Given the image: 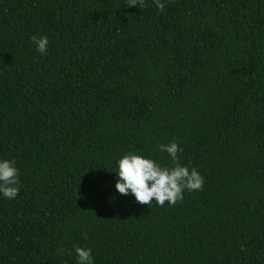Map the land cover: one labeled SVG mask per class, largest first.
Instances as JSON below:
<instances>
[{
	"label": "trees",
	"instance_id": "obj_1",
	"mask_svg": "<svg viewBox=\"0 0 264 264\" xmlns=\"http://www.w3.org/2000/svg\"><path fill=\"white\" fill-rule=\"evenodd\" d=\"M161 3L0 0V160L21 182L0 193V264H77L76 247L94 264H264V0ZM173 141L202 191L118 193L119 159L173 167Z\"/></svg>",
	"mask_w": 264,
	"mask_h": 264
},
{
	"label": "clouds",
	"instance_id": "obj_2",
	"mask_svg": "<svg viewBox=\"0 0 264 264\" xmlns=\"http://www.w3.org/2000/svg\"><path fill=\"white\" fill-rule=\"evenodd\" d=\"M128 7H146L145 0H127ZM156 7L163 11L165 4L154 0ZM32 43L42 54H47L49 40L47 36H32ZM158 148L169 154L173 167L161 166L151 158L142 155L126 154L118 161L119 177L115 188L120 195H133L141 205L150 206L155 201L159 207L166 203L175 206L184 199L185 190L202 191L204 177L195 169L182 166L178 153L183 149L173 141L167 145L160 144ZM20 172L15 161L0 160V193L5 198L15 199L21 189ZM87 239V237H85ZM61 252L66 249L59 250ZM77 264H94L91 248L76 247ZM71 255V253H69Z\"/></svg>",
	"mask_w": 264,
	"mask_h": 264
}]
</instances>
